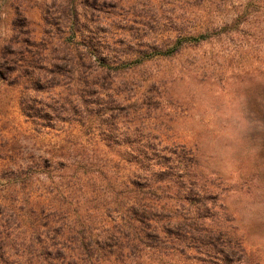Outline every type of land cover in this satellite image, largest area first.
<instances>
[{"label": "rangeland", "instance_id": "obj_1", "mask_svg": "<svg viewBox=\"0 0 264 264\" xmlns=\"http://www.w3.org/2000/svg\"><path fill=\"white\" fill-rule=\"evenodd\" d=\"M246 1L233 0L238 8ZM57 3L0 0V264H30L22 240L33 216L52 233L78 213L96 214L110 196L106 183L93 184L85 175L79 181L82 170L72 162L82 154L80 145L102 148L107 141L202 144L210 170L227 180L239 235L249 234V247L264 256V174L255 177L259 166L264 170L263 14H248L244 25L229 26L217 42L147 64L134 76L140 86L133 98L100 95L99 107L86 103L100 110L88 131L67 120L82 107L57 59ZM19 13L21 30L32 31L28 37L15 34ZM222 19L233 20L232 13ZM54 66L61 75L48 72ZM110 101L114 112H103ZM107 178L119 184L126 174L110 170Z\"/></svg>", "mask_w": 264, "mask_h": 264}, {"label": "trees", "instance_id": "obj_2", "mask_svg": "<svg viewBox=\"0 0 264 264\" xmlns=\"http://www.w3.org/2000/svg\"><path fill=\"white\" fill-rule=\"evenodd\" d=\"M57 1L62 52L57 59L82 107L67 120L88 131L100 110L92 112L86 103L99 107L100 95L133 98L140 86L134 76L147 64L217 42L229 26L244 25L248 14L264 16V0H247L241 8L233 0ZM229 12L233 20L222 19ZM17 16L22 19L15 34L32 35L21 30L24 15ZM57 69L48 72L57 77L62 73ZM151 100L152 95L143 103ZM106 105L103 112H114L112 101ZM104 143V149L99 143L80 145L82 154L72 163L82 170L79 181L85 175L93 184L105 182L109 199L96 206L95 215L78 213L52 233L41 230L46 224L33 216L29 237L22 240L30 264L263 263L260 249L249 247V234L239 235V210L226 201L227 180L210 170L202 144ZM110 170L126 179L113 183L107 178ZM256 171L259 179L264 170Z\"/></svg>", "mask_w": 264, "mask_h": 264}]
</instances>
